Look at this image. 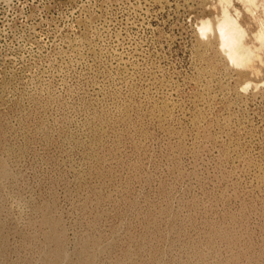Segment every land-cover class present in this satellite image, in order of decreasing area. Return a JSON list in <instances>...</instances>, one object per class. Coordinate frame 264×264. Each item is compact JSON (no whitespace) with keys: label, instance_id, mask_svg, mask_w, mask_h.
I'll list each match as a JSON object with an SVG mask.
<instances>
[{"label":"rangeland","instance_id":"rangeland-1","mask_svg":"<svg viewBox=\"0 0 264 264\" xmlns=\"http://www.w3.org/2000/svg\"><path fill=\"white\" fill-rule=\"evenodd\" d=\"M263 32L264 0H0V264H264Z\"/></svg>","mask_w":264,"mask_h":264},{"label":"bare ground","instance_id":"bare-ground-1","mask_svg":"<svg viewBox=\"0 0 264 264\" xmlns=\"http://www.w3.org/2000/svg\"><path fill=\"white\" fill-rule=\"evenodd\" d=\"M225 14L226 13H224L223 19L219 21V24H217L216 26L219 36H220V41H221L220 44L223 47H225L226 49L225 53H227L228 57L232 60V62L233 61L238 62L236 64H239V62L244 61V64H245V60L247 59L249 52L245 50L246 47L244 48L240 44L241 31L236 26V24ZM200 26H201L200 29L203 31L202 33H204L205 30L210 28L209 23H206V22L202 23ZM259 35H260L261 40L263 39L264 41V32Z\"/></svg>","mask_w":264,"mask_h":264}]
</instances>
